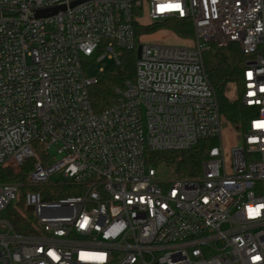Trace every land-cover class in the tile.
Instances as JSON below:
<instances>
[{
	"label": "built area",
	"instance_id": "2783aa9c",
	"mask_svg": "<svg viewBox=\"0 0 264 264\" xmlns=\"http://www.w3.org/2000/svg\"><path fill=\"white\" fill-rule=\"evenodd\" d=\"M143 15L189 19L193 44L143 43ZM230 43L246 56L241 103L256 114L227 165L203 54ZM132 50L134 78L94 111L98 75ZM257 122L264 0H0V171L31 161L22 180L0 175V264H264ZM210 139L196 176L158 179L147 163ZM65 187L75 193L55 197Z\"/></svg>",
	"mask_w": 264,
	"mask_h": 264
},
{
	"label": "trees",
	"instance_id": "16d2710c",
	"mask_svg": "<svg viewBox=\"0 0 264 264\" xmlns=\"http://www.w3.org/2000/svg\"><path fill=\"white\" fill-rule=\"evenodd\" d=\"M168 21L169 23H167ZM138 26L136 24L137 36L138 32L149 33L160 28H169L178 37H194L192 22L189 19L169 18L155 22L153 26L141 25L140 28ZM135 60L134 50L125 51L119 65L110 64L98 75L97 82L89 90L94 111L100 112L109 107L115 99V89L122 87L126 80L134 78ZM245 60L246 56L237 43H230L224 47L213 45L203 54L204 67L215 92L219 111L233 127L241 132L246 129L249 121L256 114L253 107H247L241 103ZM230 83L236 84L237 87V96L232 100L226 96V87ZM215 143L216 140L210 139L199 142L189 150L150 152L147 154V163L152 167L160 164L171 165L174 167L177 177H193L199 174L202 161L207 157L209 148ZM30 169L31 161H27L18 175L12 174L10 170H1V180H22ZM74 193V190L65 187L55 197L73 195ZM43 195L50 198V195L44 192Z\"/></svg>",
	"mask_w": 264,
	"mask_h": 264
},
{
	"label": "rangeland",
	"instance_id": "374dc122",
	"mask_svg": "<svg viewBox=\"0 0 264 264\" xmlns=\"http://www.w3.org/2000/svg\"><path fill=\"white\" fill-rule=\"evenodd\" d=\"M162 20L152 21L146 15L140 17L141 25L144 26H153L155 22H161ZM169 23V21L167 22ZM170 25V24H169ZM138 28V29H139ZM138 36H141V41L146 44H160V45H175V46H191L193 44V36L189 38H181L175 35L169 28H160L153 32L144 33L138 32ZM107 65L106 61H101L92 66V72L97 73L99 67ZM226 96L232 100L237 96V87L236 84H228L226 87ZM221 128H222V141L224 147L225 161L226 164H230V149L233 145L238 144L241 138V131L233 127L224 117L221 119ZM156 170L158 179H171L177 177L174 173V167L171 165H156L153 166ZM55 178V177H53ZM14 209H16L14 205Z\"/></svg>",
	"mask_w": 264,
	"mask_h": 264
},
{
	"label": "snow or ice",
	"instance_id": "6c2138e0",
	"mask_svg": "<svg viewBox=\"0 0 264 264\" xmlns=\"http://www.w3.org/2000/svg\"><path fill=\"white\" fill-rule=\"evenodd\" d=\"M167 7L179 9L180 5L177 3V4H174V5H168ZM161 10L163 11L164 7H162ZM250 95H252V94L250 93ZM256 127H264V122H257L256 123ZM249 211H250V215H256L259 212L258 209H250ZM86 223H87V218H85V224ZM81 226L83 227L84 225L82 224ZM100 258L102 259L103 257H100Z\"/></svg>",
	"mask_w": 264,
	"mask_h": 264
},
{
	"label": "water",
	"instance_id": "95a60500",
	"mask_svg": "<svg viewBox=\"0 0 264 264\" xmlns=\"http://www.w3.org/2000/svg\"><path fill=\"white\" fill-rule=\"evenodd\" d=\"M59 9H63V7H54L48 10H44V11H40L38 12V15H43V16H47V15H52L54 13H56ZM139 53H140V49H138L137 51V57H139Z\"/></svg>",
	"mask_w": 264,
	"mask_h": 264
}]
</instances>
